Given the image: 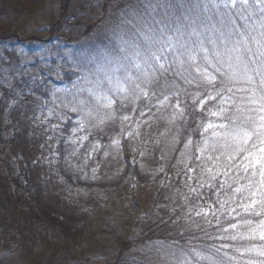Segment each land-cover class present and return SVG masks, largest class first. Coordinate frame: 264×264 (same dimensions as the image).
Listing matches in <instances>:
<instances>
[{
	"label": "trees",
	"instance_id": "16d2710c",
	"mask_svg": "<svg viewBox=\"0 0 264 264\" xmlns=\"http://www.w3.org/2000/svg\"><path fill=\"white\" fill-rule=\"evenodd\" d=\"M189 1L194 10L202 11L232 27L231 22H235L233 32L218 37L216 44L221 45L227 39L239 41V44L243 43L245 46L247 41V46L255 50L252 37L261 38L264 0H248L247 4L239 2L226 8L219 6L215 0ZM181 5L186 8L183 0H62L59 3V15L51 24L46 39L36 36L18 37L19 34L16 33L19 30L29 32L30 24L16 29L13 34L8 31L0 33V45L5 51L2 59L0 58V220L7 232L10 231L8 242L22 243L27 251L31 250L35 241L47 242L54 248L55 241H62L60 237L72 238L79 244L82 229L80 226L67 224L64 219L46 210L37 197L28 160L14 131L13 111L41 102L40 97L51 85L46 79L52 76L60 79L68 72L80 74L78 86L71 89L62 86L52 88L49 99L34 111V124L38 132L35 136V159H38L37 166L40 165L45 170L43 175L46 189L53 192L50 188L52 186H57V189L71 188L70 184L66 186L62 181L65 178L57 161L55 163L46 159L48 153L54 155L53 148L64 122L75 114L82 126L92 131L98 124L96 120L107 115L109 106H106L104 97H110L115 104L122 103L129 108L132 96L142 91L140 85L147 79L146 73L152 76L155 75L153 72L159 73V66L150 58L152 41L154 42V37L150 36L161 38L163 30L171 29L177 19L186 22V11L183 17L180 15ZM253 28L255 31H252ZM204 45L211 49L210 45ZM136 65L140 67L137 68ZM161 69L167 70L165 67ZM122 85L126 87V91L116 96ZM135 89L137 91L131 94ZM234 92L241 93L243 98L250 95L246 92ZM234 92L232 96H235ZM123 93L126 96L121 98ZM233 100L237 102L241 98ZM246 109L237 105L233 110L227 111L226 115H252ZM203 115L208 120L216 117L209 112V108L200 113L197 106L190 105L181 127L180 145L175 150L170 165L177 164L180 158L189 138L191 122L198 123ZM158 142L159 139H156V145ZM40 145L42 146L39 147ZM230 164L232 163L228 165ZM231 176L229 184L228 178L220 175L213 180L216 183L215 189L211 185L205 188L204 194L215 202L226 199V210L236 209L241 213L239 217L235 212L226 211L228 218L224 222L227 214H223L222 218L215 216L213 220L196 216L192 212L188 214L186 205L180 204L183 192L165 182L160 185L153 203L139 220L136 229H132L133 234L128 238L124 234L118 235V246L112 251L115 259L113 264H157L133 255V250H142L145 244L149 248L153 246L152 251L173 247L186 253L182 260L166 258L161 264H220L218 258L223 259L226 264H253L254 261L264 264V256L248 251L253 244L252 239L237 237L235 229L223 231L228 228L229 223H237L239 226L245 220L250 221L251 228L257 231L264 219V210L259 206H256L259 216L244 213L241 206L250 203L248 194L245 192L240 195L234 191L237 187L247 186L250 181L258 183L259 177L248 176L237 169L233 170ZM181 181L182 179L176 185L180 186ZM119 188L120 185H113L103 189L110 194ZM217 191L221 192L218 198ZM176 206L179 208L176 209ZM56 231L59 237L51 239ZM232 236L237 238L233 240ZM100 239L101 244L92 243L93 236L86 232L90 251L87 253L88 257L78 264L84 261L95 264L101 258L107 239ZM259 240L255 242L258 245L261 242L260 248H263L264 243ZM39 257L36 264H43Z\"/></svg>",
	"mask_w": 264,
	"mask_h": 264
},
{
	"label": "rangeland",
	"instance_id": "374dc122",
	"mask_svg": "<svg viewBox=\"0 0 264 264\" xmlns=\"http://www.w3.org/2000/svg\"><path fill=\"white\" fill-rule=\"evenodd\" d=\"M61 1L0 0V33L8 31L13 34L16 29L30 24L32 32L23 33L19 30L16 33L19 34L18 37L26 38L29 35H36V37L46 39L51 24L59 15L58 9ZM183 1L186 8L183 5L180 6V15L183 17L186 11L187 21L177 19L171 29L163 30L162 37L165 39L171 37L174 43L186 44L189 48L200 42L212 46V43H216L222 33L230 35L233 32L231 25L210 17L202 11L194 10L189 0ZM215 1L223 8L232 7L241 2V0H236L233 5L232 0ZM42 2L43 5H41ZM150 37H154L152 52L161 55L158 63L153 61L156 62V66L162 64L167 70L164 71L159 67V73L153 72L154 76L146 73L147 79L142 82L140 89L147 91V96L142 91L134 94L137 91L135 89L131 93L134 95L129 108L123 106L122 103L118 105L114 102L107 109V115L96 120L98 124L93 127L92 131L82 126L75 115L64 122L58 140L55 145L53 144L54 155L48 153L49 159H46H51L55 163L57 161L65 178H62V181L66 183V186L70 184L71 188L59 187L57 189V186H52L50 188L53 192L46 189L43 175L45 170L39 165L40 170L37 166L38 159H35V136L38 132L34 124V111L52 95L51 86L62 85L67 89L74 88L79 83L80 75L68 72L60 79H55L54 76L46 79V82L51 85L49 90L40 97L41 102H34L13 111L14 131L28 160L30 176L37 197L46 210L58 215L67 224L80 226L82 229L79 244H76V240L72 238L60 237L62 241H55L56 247L54 248L50 247L47 242L35 243V241L31 250L27 251L22 243L7 241L10 231L7 232L0 220L2 222H0V264H36L38 256L43 264H78L88 257L87 253L90 251L86 242L87 231L93 236L92 243L101 244L100 238L107 239L101 251V258L95 264H113L115 259L112 251L118 246V235L124 234V237L128 238L133 234L139 220L153 203L160 185L165 182L178 187L176 184L182 179L180 186L186 187L182 190L183 196L180 204L186 205L188 214L192 212L195 215L201 208L209 211V215L204 219L213 220L215 216L222 218L223 214H227V200L222 198L223 200L215 202L209 199L204 191L211 185L215 189L216 183L213 180L220 175L225 178L232 177V169L228 170V164L234 162L228 157L236 156L240 149L250 147V144L238 147L230 144L228 148L222 147L225 141L213 136L214 132H220L221 129L216 127L205 129L207 125H218L226 121L222 116L208 120L203 115L198 121L202 123L201 125L198 126L197 122H191L184 152L180 155L177 164L170 165L175 150L179 148L181 127H183L184 119L187 118L190 105L197 106L200 113L209 108L212 114L219 111V101H208L200 107L199 99L207 95L208 88L203 84L197 87L194 83H185V80L198 78L194 69L197 66H203L202 61L201 65L186 63L181 67L176 62L177 53L175 51H165L161 54L158 51L161 46L156 43L160 38ZM239 46L244 47L243 43ZM3 53H5L4 48L0 45V58ZM248 87L250 86L244 83L235 85V88ZM125 91L126 87L122 85L116 96ZM197 93H199V98L194 100ZM234 93L235 96H232V93L225 94L229 97L225 104L228 111L233 110L237 105L244 108L250 107L247 98H243L241 93ZM124 96L126 95L123 93L121 98ZM166 96L167 100H165ZM238 97L241 100L237 102L233 100ZM177 101H179V108L176 107ZM156 139H159L157 145ZM114 141L119 143H114ZM243 155L246 153L241 152L240 156L236 157V163H242ZM40 161L42 163L41 158ZM233 167L252 176L251 170L246 173L243 167ZM225 172L228 173L227 176ZM256 176L259 177L258 174ZM227 183L230 184L228 180ZM113 185H120L119 190L110 194L105 193L103 188ZM193 189L195 191H192ZM219 195L221 192L217 191L216 197L218 198ZM222 202H224L223 208L220 206ZM178 208L179 206H176V209ZM227 218L228 214L224 222H227ZM258 228V232H253L255 229L251 228V223H244L235 229L238 233L237 237L253 240L248 250L253 253L264 251V247L260 248V240L264 243V239L260 238V232L264 229L259 226ZM58 237V231H56L51 239ZM255 240H259L260 245ZM145 245L142 246V250H133L135 253L133 255L157 264H161L166 258L174 261L182 260L186 254L173 247L157 248L152 251L153 246L149 248ZM218 259L220 264H226L223 259ZM82 264L93 263L84 261ZM197 264L201 263L197 262ZM253 264H258V262L254 261Z\"/></svg>",
	"mask_w": 264,
	"mask_h": 264
},
{
	"label": "snow or ice",
	"instance_id": "6c2138e0",
	"mask_svg": "<svg viewBox=\"0 0 264 264\" xmlns=\"http://www.w3.org/2000/svg\"><path fill=\"white\" fill-rule=\"evenodd\" d=\"M236 0H232V4L235 5ZM242 3L247 4V0H241ZM264 7V6H262ZM244 19V17H241ZM233 28H235V22H231ZM247 24V21H245ZM260 39L252 37V41L255 44V50L247 46V41L245 46L241 48L239 46V41H229L225 40L221 45L212 43L211 49L205 47L203 42L198 43V45L189 48L186 44L174 43L173 38L161 37L156 43L160 44V49L158 51L161 54L165 51H175L177 53L176 62H178L181 67L184 64L189 65H202L195 67L194 71L197 75L195 80H185V83H194L197 87L201 84L208 88V93L204 98L199 99V106L203 107L208 101H219V111L213 112V116H222L225 123H220L218 125H207L208 127H216L221 129L220 132H214L213 136L220 140L225 141L222 145L224 148L239 145H248L249 141H252L250 147H243L237 152L236 156H229L228 159L232 160L234 163L228 165L229 171L233 166L240 168L247 173L251 170V175L255 177L257 174L260 177L259 184L254 181H250L246 187H237L235 192L243 195L245 192L248 193L250 203L243 204L242 211L244 213H251L259 216L260 212L256 211V206H259L264 210V22L261 23ZM252 31H255L253 28ZM221 35H224L223 33ZM243 35V33H240ZM148 38L146 37V40ZM231 45V46H230ZM139 55V53H137ZM247 57V58H245ZM150 58L157 63L161 59V55H157V52H151ZM148 57L145 58L147 63ZM137 68L140 65H136ZM160 68L164 66L159 65ZM219 77V78H218ZM237 83H244L250 85L248 88H235ZM217 85H219L217 87ZM233 91H240L250 93L247 100L250 105L246 110L252 115L244 117H230L225 115L228 109L225 108V104L228 102L229 97L226 93H232ZM145 96L148 95L147 91L142 90ZM199 98V93L193 99ZM106 102V106H110L114 101L110 97L103 98ZM168 97H165L167 100ZM177 108H179V101H177ZM75 111V109H73ZM239 110V109H238ZM181 113L183 110H180ZM127 119V117H125ZM230 142V143H229ZM114 143H119L114 141ZM191 143V141H189ZM241 152L246 153L242 156V163H236V157L240 156ZM191 171V169H189ZM227 176V172L224 173ZM203 186V185H201ZM192 191H195L193 189ZM258 197V199L256 198ZM221 208L224 207V202L221 203ZM211 208V206H209ZM232 212L236 213L239 217L241 213L236 209H232ZM214 214V213H213ZM196 216L209 215V211L201 208L200 211L195 213ZM210 223V221H208ZM217 223L219 221L217 220ZM245 224H250V221L245 220ZM237 223H229L228 228L223 229V231H228V229H237ZM259 227L264 229V220L260 222ZM255 230H253L254 232ZM236 236H232L231 239H236ZM260 238L264 239V230L260 232ZM264 256V251L259 253ZM199 256V253H195Z\"/></svg>",
	"mask_w": 264,
	"mask_h": 264
}]
</instances>
